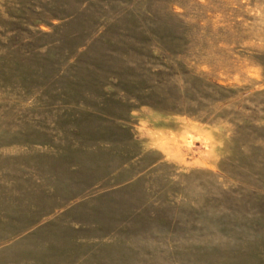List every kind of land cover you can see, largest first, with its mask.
<instances>
[{"label":"rangeland","instance_id":"1","mask_svg":"<svg viewBox=\"0 0 264 264\" xmlns=\"http://www.w3.org/2000/svg\"><path fill=\"white\" fill-rule=\"evenodd\" d=\"M0 264H264V0H0Z\"/></svg>","mask_w":264,"mask_h":264}]
</instances>
